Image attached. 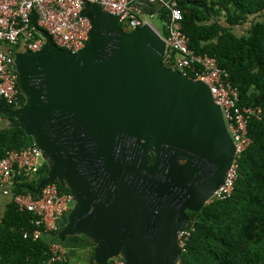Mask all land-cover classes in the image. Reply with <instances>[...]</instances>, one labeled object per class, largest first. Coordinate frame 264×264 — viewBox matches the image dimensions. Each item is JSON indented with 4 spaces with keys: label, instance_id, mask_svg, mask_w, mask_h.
Wrapping results in <instances>:
<instances>
[{
    "label": "water",
    "instance_id": "obj_1",
    "mask_svg": "<svg viewBox=\"0 0 264 264\" xmlns=\"http://www.w3.org/2000/svg\"><path fill=\"white\" fill-rule=\"evenodd\" d=\"M82 15L87 47L60 48L44 31L42 50L17 54L25 102L0 103V113L48 159L34 192L58 181L74 196L62 242L85 236L96 264H177L187 211L224 183L234 140L209 86L165 66L166 42L151 24L125 30L93 3Z\"/></svg>",
    "mask_w": 264,
    "mask_h": 264
},
{
    "label": "trees",
    "instance_id": "obj_2",
    "mask_svg": "<svg viewBox=\"0 0 264 264\" xmlns=\"http://www.w3.org/2000/svg\"><path fill=\"white\" fill-rule=\"evenodd\" d=\"M177 3L183 12V30L190 37V47L217 59L238 88L240 104L263 109L262 119L253 117L249 122L253 143L239 157L238 178L232 194L224 199L214 197L197 212L187 211L191 236L179 264H264V22H252L244 35L234 31L235 26L252 21V16L264 10V0H177ZM145 12L156 14L165 29L169 9L151 4ZM20 99L23 104L22 93ZM0 103L15 107L1 97ZM0 118L8 121L1 113ZM33 142V137L21 127L9 126L7 122L0 128V157L8 150ZM154 160L152 154L148 164ZM48 171L46 165L35 180L18 184L15 190L38 196L34 189ZM59 188L70 192L65 184L59 183ZM36 217L32 212L20 211L13 201L7 203L4 214L0 215L1 264H49L52 256L49 240L24 236L25 231L37 228ZM76 238L86 239L81 235L61 242L69 247ZM70 250L66 260L56 264H70ZM87 261L96 264L94 247Z\"/></svg>",
    "mask_w": 264,
    "mask_h": 264
},
{
    "label": "built area",
    "instance_id": "obj_3",
    "mask_svg": "<svg viewBox=\"0 0 264 264\" xmlns=\"http://www.w3.org/2000/svg\"><path fill=\"white\" fill-rule=\"evenodd\" d=\"M86 3L99 4L107 12L120 16L121 26L128 31L151 24L166 42L165 66L209 86L214 101L222 109L236 149L227 177L211 200L230 196L238 178L239 157L253 143L249 122L253 117L262 119L263 109L240 104L238 88L228 79V72L219 66L217 59L190 47V37L183 30V12L177 0H0V97L14 108L22 106L16 56L20 52L42 50L47 43L44 31L50 34L58 47L71 52L88 46L91 22L82 15ZM151 4H160L170 10L163 33L151 22L156 14L144 10V6ZM46 165L48 159L35 142L20 149L8 150L0 157V193L9 197V201H13L20 211H29L37 216L34 219L37 228L32 232L25 231L24 236L33 239L46 236L52 252L49 264H56L66 260L68 255V247L58 235L75 204L73 194L61 191L58 181L47 183L36 197L32 192L15 190L18 184L35 180ZM190 236L188 226L178 235L182 255L187 251ZM111 264L126 262L118 256L112 259Z\"/></svg>",
    "mask_w": 264,
    "mask_h": 264
},
{
    "label": "crops",
    "instance_id": "obj_4",
    "mask_svg": "<svg viewBox=\"0 0 264 264\" xmlns=\"http://www.w3.org/2000/svg\"><path fill=\"white\" fill-rule=\"evenodd\" d=\"M148 5L144 6V10H146ZM154 19H157L160 21V19L155 17ZM252 21H248L246 23H243L242 25H238L234 27V31L238 35H244L247 34L248 30L252 26V22H257V21H262L264 22V10L260 12L256 16L251 17ZM161 22V21H160ZM162 23V22H161ZM5 119L0 118V128L4 127V125L7 123ZM10 198L3 196L0 193V215H3L5 210H6V205L9 202ZM86 238V237H85ZM76 243V244H75ZM75 244V245H73ZM72 245H69V249H71V260L70 264H88L87 257L88 253L91 251L92 247H95V244L89 240L88 238L86 239H81V238H76V242H73Z\"/></svg>",
    "mask_w": 264,
    "mask_h": 264
},
{
    "label": "rangeland",
    "instance_id": "obj_5",
    "mask_svg": "<svg viewBox=\"0 0 264 264\" xmlns=\"http://www.w3.org/2000/svg\"><path fill=\"white\" fill-rule=\"evenodd\" d=\"M151 22L153 23V24H155L159 29H160V31L163 33V23H161L159 20H157V19H151ZM46 237V236H45ZM48 239V238H47Z\"/></svg>",
    "mask_w": 264,
    "mask_h": 264
},
{
    "label": "clouds",
    "instance_id": "obj_6",
    "mask_svg": "<svg viewBox=\"0 0 264 264\" xmlns=\"http://www.w3.org/2000/svg\"><path fill=\"white\" fill-rule=\"evenodd\" d=\"M177 264H179V262Z\"/></svg>",
    "mask_w": 264,
    "mask_h": 264
}]
</instances>
